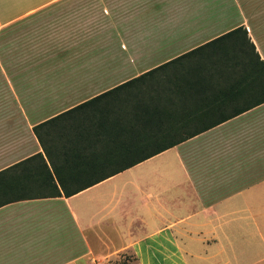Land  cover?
Segmentation results:
<instances>
[{
	"label": "crops",
	"instance_id": "0c3cea01",
	"mask_svg": "<svg viewBox=\"0 0 264 264\" xmlns=\"http://www.w3.org/2000/svg\"><path fill=\"white\" fill-rule=\"evenodd\" d=\"M237 27L264 60V0H0V171L49 164L34 126L150 70L160 88L137 139L174 143L71 196L0 206V264H264V102L244 109L259 93L231 90L237 76L199 49Z\"/></svg>",
	"mask_w": 264,
	"mask_h": 264
},
{
	"label": "trees",
	"instance_id": "16d2710c",
	"mask_svg": "<svg viewBox=\"0 0 264 264\" xmlns=\"http://www.w3.org/2000/svg\"><path fill=\"white\" fill-rule=\"evenodd\" d=\"M207 49L205 65L214 69L215 73H230L237 76L232 88L242 92L256 91L257 98L245 105L248 109L264 102V60L260 59L253 42L244 27H237L202 45L199 49ZM178 60V59H177ZM165 66V65H164ZM154 70L124 82L115 88L92 98L64 114L58 115L47 122L34 126V132L41 143L49 164L42 153H37L0 171V206L22 199L71 196L99 181L109 177L99 173L108 168V173L115 174L140 161L149 158L174 143L155 144L145 135L137 139L141 133L136 125L145 126L151 122L154 113L148 106L154 105V95L151 91L160 88L158 80L145 82ZM169 78L168 81L182 80ZM102 102V104H99ZM152 110V109H151ZM235 111L223 114L219 123L239 114ZM68 116L71 123L55 128L49 132V138L42 135L39 128L48 122L58 121L60 117ZM87 126L92 127L89 132ZM124 126V127H122ZM171 130H161L165 136ZM181 132L183 130H176ZM188 130H186L187 132ZM203 129L188 131L180 136L182 141ZM73 139V143H55L56 140ZM103 139L99 150L96 143H78L79 141ZM66 140V141H67ZM106 150L107 157L100 156L95 151ZM52 153L59 162L54 161ZM131 157L121 159V156ZM138 157V158H135ZM110 174V175H111Z\"/></svg>",
	"mask_w": 264,
	"mask_h": 264
},
{
	"label": "rangeland",
	"instance_id": "374dc122",
	"mask_svg": "<svg viewBox=\"0 0 264 264\" xmlns=\"http://www.w3.org/2000/svg\"><path fill=\"white\" fill-rule=\"evenodd\" d=\"M110 253V252H108ZM105 255V254H104ZM132 256H134L133 253H126V252H112L111 254H109L107 257L108 258H104L99 257L100 261L105 263L106 260H108V262L112 263V264H125L128 263L129 261H133L136 259V257L134 256L132 258Z\"/></svg>",
	"mask_w": 264,
	"mask_h": 264
}]
</instances>
